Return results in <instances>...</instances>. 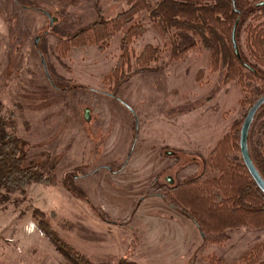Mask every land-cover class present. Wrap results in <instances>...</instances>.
<instances>
[{"label":"rangeland","instance_id":"obj_1","mask_svg":"<svg viewBox=\"0 0 264 264\" xmlns=\"http://www.w3.org/2000/svg\"><path fill=\"white\" fill-rule=\"evenodd\" d=\"M126 8L114 0H0L2 113L16 114L27 164L49 181L0 200V264H69L31 217L34 209L91 264H207L211 255L234 264L264 245V229L203 237L160 198L186 180L215 176L204 160L246 113L241 88L225 84L223 70L211 71L201 46L171 61L170 41L144 21L145 35L130 47L136 73L113 96L102 76L121 55L122 32L105 48L58 55L59 42ZM186 43L180 36L179 45ZM148 45L162 49L161 66L139 73L134 58ZM263 121L251 140L262 156Z\"/></svg>","mask_w":264,"mask_h":264},{"label":"trees","instance_id":"obj_2","mask_svg":"<svg viewBox=\"0 0 264 264\" xmlns=\"http://www.w3.org/2000/svg\"><path fill=\"white\" fill-rule=\"evenodd\" d=\"M114 1L125 2L127 8L113 18L95 21L71 38L59 42L56 47L58 55L66 56L72 47L105 48L122 32L121 55L111 71L102 76L113 96L118 86L136 73H132L130 47L134 39L145 35L144 21L149 22L160 39L170 41L171 61H180L185 53L201 46L209 54L211 71L223 70L224 83L234 82L241 88L243 98L239 104L246 107V113L230 127L204 160L205 167L215 176L186 180L171 187L160 198L187 216L203 237L228 229H264V193L244 165L239 145L247 112L264 97V0ZM235 23L236 51L231 37ZM242 32L244 47L240 44ZM180 36L189 43L180 46ZM161 53L162 49L157 46L144 47L134 58L138 72L159 69L161 65L157 64ZM2 109L0 103V200L8 202L13 195H25L29 185H45L49 181L44 178L48 172L38 171V167L27 164L24 145L17 136L16 114L7 111L5 115ZM261 118H264V103L250 124L246 148L252 165L264 182V156L251 149L256 122ZM261 128L264 130V121ZM31 212V217L69 264H91L51 233L41 211L34 209ZM263 254L264 245L256 246L234 264H264ZM206 262L222 264L213 255L208 256ZM115 264L136 263L121 259Z\"/></svg>","mask_w":264,"mask_h":264},{"label":"water","instance_id":"obj_3","mask_svg":"<svg viewBox=\"0 0 264 264\" xmlns=\"http://www.w3.org/2000/svg\"><path fill=\"white\" fill-rule=\"evenodd\" d=\"M47 17H49L48 14H45ZM55 22V19H50V24L52 25ZM236 27H237V23H235V25L233 26L232 29V43H233V48L236 51L237 50V44H236V40H235V33H236ZM37 43V39L35 44ZM44 69H45V63L42 60ZM47 75V74H46ZM264 103V97L260 98L259 100H257L253 106L249 109V111L246 114V117L244 119V122L242 124L241 130H240V140H239V145H240V152H241V157L243 160L244 165L246 166L250 176L252 177V179L254 180V182L257 184V186L262 190V192L264 193V182L263 180L260 178V176L258 175L257 171L255 170L254 166L252 165L249 155H248V151L246 148V135L247 132L249 130L250 124L254 118L255 113L257 112V110L259 109V107L261 106V104ZM85 117L88 118V113L87 111L85 112Z\"/></svg>","mask_w":264,"mask_h":264},{"label":"crops","instance_id":"obj_4","mask_svg":"<svg viewBox=\"0 0 264 264\" xmlns=\"http://www.w3.org/2000/svg\"><path fill=\"white\" fill-rule=\"evenodd\" d=\"M167 156H168V157H172L173 155H169V154H167ZM167 182L171 185L173 181H172L171 179H168Z\"/></svg>","mask_w":264,"mask_h":264},{"label":"flooded vegetation","instance_id":"obj_5","mask_svg":"<svg viewBox=\"0 0 264 264\" xmlns=\"http://www.w3.org/2000/svg\"><path fill=\"white\" fill-rule=\"evenodd\" d=\"M50 19H53V18H50V17H49V21H50ZM167 180H168V179H167Z\"/></svg>","mask_w":264,"mask_h":264}]
</instances>
